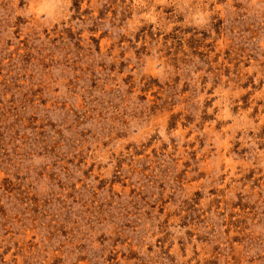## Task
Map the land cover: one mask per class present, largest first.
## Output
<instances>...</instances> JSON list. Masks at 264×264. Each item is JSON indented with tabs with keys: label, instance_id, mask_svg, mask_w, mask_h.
<instances>
[{
	"label": "rangeland",
	"instance_id": "374dc122",
	"mask_svg": "<svg viewBox=\"0 0 264 264\" xmlns=\"http://www.w3.org/2000/svg\"><path fill=\"white\" fill-rule=\"evenodd\" d=\"M0 264H264V0H0Z\"/></svg>",
	"mask_w": 264,
	"mask_h": 264
}]
</instances>
